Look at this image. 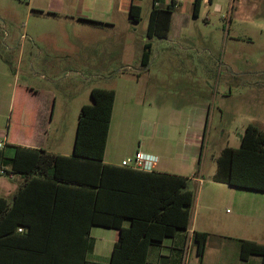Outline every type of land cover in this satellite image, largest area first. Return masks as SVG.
<instances>
[{"label":"rangeland","instance_id":"rangeland-1","mask_svg":"<svg viewBox=\"0 0 264 264\" xmlns=\"http://www.w3.org/2000/svg\"><path fill=\"white\" fill-rule=\"evenodd\" d=\"M11 1L0 0V13L8 11ZM16 1L27 4L26 0ZM234 3L233 11V0H213L211 5H202L199 17L191 15L182 24L175 19L170 39L154 40L148 70L141 66V51L136 46L118 55L68 57L57 53L52 59L66 63L77 58L80 65L52 72L32 69L31 43L26 41L22 57L18 40L14 41L16 49L7 51L0 22V132L7 120L15 116L9 115L15 89L37 86L51 102L56 98L54 116L50 113L44 122L47 143L50 148L58 145L59 150L71 152L80 107L92 104L91 89L119 88L120 77L126 76L136 82H131V88L126 85L120 90L117 109L121 112L128 95H132L130 106L136 115L126 122L131 130L125 142L119 144V150L116 143H111L108 154L131 157L140 149L153 157L148 153L155 150L169 158L156 157L154 169L159 170L160 163H167L170 172L186 177L201 174L205 184L200 191L205 187L227 199L241 189L208 185L217 170V158L225 148L240 146L249 124L264 131V0H234ZM147 21L145 12L142 21L136 24L135 44H140L145 36ZM47 41L44 37L39 42L44 47ZM92 60L96 61L91 63ZM197 110L208 111V122L203 138L197 143L200 156L184 166L181 154L187 140H192L186 133L187 116ZM14 119L11 131L17 133L19 120L16 116ZM119 125L116 119L114 128ZM188 188L198 193V183L189 180ZM218 206L215 213L219 218H227V210L235 212L227 200ZM201 219L202 215L198 224Z\"/></svg>","mask_w":264,"mask_h":264},{"label":"crops","instance_id":"crops-1","mask_svg":"<svg viewBox=\"0 0 264 264\" xmlns=\"http://www.w3.org/2000/svg\"><path fill=\"white\" fill-rule=\"evenodd\" d=\"M26 1L27 4L25 5L13 0L7 6L8 11L5 14L3 12L0 13V22L5 33L2 39L3 46L7 51L15 50L14 41L18 40L20 57H22L26 48L25 43L29 41L33 50V53L30 54L33 56L30 63L31 68L49 72L57 71L58 68L71 70L80 65L77 58H71L66 63L52 59V55L57 53L68 57L80 56L81 54L101 55L103 53L118 55L130 51L136 46L141 51L142 57L144 45L147 42V28L140 44H135L137 27L136 24L131 22L129 17L131 6L135 5L140 8L142 21L145 12L149 19L154 7L166 8L174 1L178 3L168 37L166 39H152L153 48L154 40L170 39L175 19L176 22L178 20L182 24L193 15L194 3V0H157V4H154V0ZM203 4H209L208 0H204ZM234 4L233 0V5L231 6L233 11ZM23 17H25L24 21ZM44 37L48 41L47 46L43 47L42 42L39 41ZM60 37L64 39L66 45L61 43ZM94 61L96 60H92L91 63ZM120 80L122 82L119 88H111L115 90L116 95L104 154L105 164L119 167H121V162L129 156H125L123 153V155H109L108 148L114 142L119 150V144L125 142L129 130H131V127L129 128L126 122H129L136 115L130 106V104H133L132 95H128L123 110L118 112L120 90H123L126 85L131 88V82H136L126 76L120 77ZM41 93V88L33 85L20 86L15 89L13 98L10 101L9 115L10 113H12V116L15 114L16 119L20 120L22 114H29L32 122L28 133L20 129L17 133H13L9 130H11L15 119L13 121L7 120L4 131L0 132V142L4 144V148L1 151H3L4 156L14 157L16 146L43 149L45 152L54 155H72L73 148L71 152L61 151L58 145H52V148H50L47 143L46 136H48V131L44 122L50 113L52 117L54 116L56 98H53L52 103L50 97ZM122 99H124V96ZM177 113L183 115L182 111ZM121 114L122 117L120 119L119 116ZM208 116L209 113L206 110L188 113L186 126L189 129L186 133L189 137L188 139L191 138L192 140L191 142L187 140L186 147L181 154L184 166L198 155L200 156L198 152L199 144L197 143L200 142V138H203L205 134ZM116 119L119 120L121 126L114 128ZM202 131L203 133L201 134ZM136 152L142 151L139 149ZM148 154L153 155L154 159L156 157H161L165 160L169 158V156L161 155L155 150L149 151ZM159 165L160 169H154L155 171L186 177L178 172L167 170L171 167L167 163H160ZM214 174L212 175V181L208 185L213 184V186L232 188V186L227 184L213 181ZM186 178L188 190H190L188 188L189 180L198 183L199 188L197 194L190 190L194 195L191 209L193 220L190 217L188 230H177L173 237L165 238L160 244L150 245L146 264H261L262 259L258 255H251L246 260L241 259L240 241L264 244V192L238 188L241 191L231 193L226 199L214 192L207 191L205 187L200 191L201 186L205 184L201 174ZM31 179L30 176L20 174L12 177L1 176L0 197L12 205L15 195ZM44 184L41 181L31 182L29 191L25 193L26 197L16 207V219L30 223L35 231H89L85 244L82 242L76 244L72 241L62 244L56 255L48 257V264H109L113 248L119 239V231L115 228L97 225H92L89 228V207L85 209L73 206L66 207L59 211V218L52 221L50 218L51 205L47 206L52 196V185ZM224 200L229 201L235 209L234 213L227 210V218L225 219L219 218L215 213L219 207L218 205H221ZM200 215H202V219L198 224ZM129 225L130 220L123 221L124 227H129ZM196 231L209 234L202 262L199 261L193 242V234Z\"/></svg>","mask_w":264,"mask_h":264},{"label":"trees","instance_id":"trees-1","mask_svg":"<svg viewBox=\"0 0 264 264\" xmlns=\"http://www.w3.org/2000/svg\"><path fill=\"white\" fill-rule=\"evenodd\" d=\"M157 2L154 0V4ZM203 2L194 0V17H199ZM212 2L208 0L209 4ZM177 5L174 1L166 8L154 7L149 15L147 42L141 57L145 70L151 62V40L168 37ZM129 17L132 23L138 24L140 8L132 5ZM90 94L92 104L83 105L79 112L72 155H54L43 149L16 146L15 156L9 158L0 150V163L9 168V173L32 178L15 195L12 205L0 197V264H48V257L56 255L62 244L87 242L89 231H35L30 223L16 219V207L26 197L32 181L52 185L47 204L51 205L52 221L66 207H89V228L97 225L119 231L109 264H146L150 245L173 237L177 230H188L194 195L187 189V178L105 164L116 92L92 88ZM31 122L29 114L24 113L18 128L28 133ZM216 163L213 181L264 192V131L249 124L240 146L225 148ZM124 220H130L129 227L123 226ZM208 238L205 232L193 234L200 262ZM251 255L260 256L264 264V244L240 241L241 259Z\"/></svg>","mask_w":264,"mask_h":264},{"label":"built area","instance_id":"built-area-1","mask_svg":"<svg viewBox=\"0 0 264 264\" xmlns=\"http://www.w3.org/2000/svg\"><path fill=\"white\" fill-rule=\"evenodd\" d=\"M4 144L0 142V150H3ZM155 159L151 156L145 155L142 152H136L133 156L124 159L120 166L135 171L151 172L154 170ZM1 176H14L9 173L8 169L0 163V177ZM22 231V228L19 229Z\"/></svg>","mask_w":264,"mask_h":264}]
</instances>
